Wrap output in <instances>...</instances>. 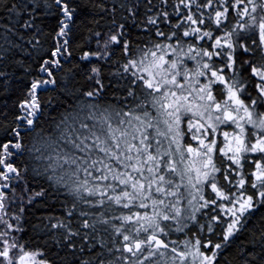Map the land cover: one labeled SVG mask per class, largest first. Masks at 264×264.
<instances>
[{"label":"snow or ice","instance_id":"snow-or-ice-1","mask_svg":"<svg viewBox=\"0 0 264 264\" xmlns=\"http://www.w3.org/2000/svg\"><path fill=\"white\" fill-rule=\"evenodd\" d=\"M0 264H264V0H0Z\"/></svg>","mask_w":264,"mask_h":264},{"label":"trees","instance_id":"trees-1","mask_svg":"<svg viewBox=\"0 0 264 264\" xmlns=\"http://www.w3.org/2000/svg\"><path fill=\"white\" fill-rule=\"evenodd\" d=\"M65 99H67L68 101V105H70L71 103H73V101L71 100V98L67 97V94H65ZM68 105H64V107H67ZM55 109V106H54ZM69 111H71V108H68ZM60 111H63V107L60 109ZM52 116L55 117L57 120L60 119L59 116H57V112L55 110H52Z\"/></svg>","mask_w":264,"mask_h":264}]
</instances>
